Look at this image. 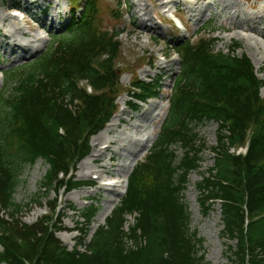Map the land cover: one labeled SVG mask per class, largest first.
<instances>
[{"label":"trees","instance_id":"1","mask_svg":"<svg viewBox=\"0 0 264 264\" xmlns=\"http://www.w3.org/2000/svg\"><path fill=\"white\" fill-rule=\"evenodd\" d=\"M100 8L101 0H86L84 13L66 36H55L35 60L7 74L14 92L0 99V208L20 210L13 201L17 172L21 164L39 158L47 164L44 188L78 184L58 179L57 172L88 152L89 136L115 110L120 78L115 68L118 31L102 25ZM110 13L121 16L117 9ZM206 34L178 45L179 76L168 97L167 117L130 173L125 194L85 250L66 249L42 221L14 220L10 226L0 216V264H208L198 254L201 240L189 232L182 201L188 175L208 149L190 123L207 120L218 123L220 135L209 148L213 166L198 185L203 212L209 203H220L222 233L237 242L229 264H264V78L245 53H236L239 43L214 50L216 41ZM82 81L92 86L91 93L79 86ZM132 85L138 101L158 93L157 80ZM248 132L246 156L231 153L228 146L243 143ZM174 143L182 144L179 158ZM84 210L90 222L95 208ZM133 213L127 233L125 217ZM143 237L144 245L139 242Z\"/></svg>","mask_w":264,"mask_h":264},{"label":"rangeland","instance_id":"2","mask_svg":"<svg viewBox=\"0 0 264 264\" xmlns=\"http://www.w3.org/2000/svg\"><path fill=\"white\" fill-rule=\"evenodd\" d=\"M135 1L136 4L143 3L145 0H101L100 18L102 25L108 30L122 31L119 36L120 54L116 58L115 63L118 64L120 71L122 72L120 77L119 95L116 98L117 110L111 119H121V122L117 124L116 129H113L108 133L110 139L117 140L112 144L111 153L105 152L103 159L98 162H91L94 157V150L97 146L92 145L93 140L99 133H104L106 124L102 130L95 133L90 137V151L88 155L78 161L75 165V169L72 177L75 180H92L91 175H100L103 179L109 178L108 175L100 168V163H105V168L108 169V157L113 154L115 162L123 163V173H117L118 166H115L117 170L115 175L111 178L128 177L131 169L128 172L127 166L132 160V157L127 155L126 147H131L129 139L127 138L129 127L128 123H139L142 113L145 109H150L152 115H156L157 112L163 110L162 115H158L152 122H146V127L149 129L159 123L158 128L154 131L155 136L159 132V127L167 114V98L170 93L171 87L174 85V81L179 72V59L177 55L173 53L174 47L181 40L186 38L195 39L201 35L209 36L216 39L214 49L227 50V47L234 43H240L241 48L237 49L236 53L242 52L249 56L253 62L258 77H264V0H232L235 3L231 4L230 0H186L191 2L190 5L198 8V14L195 18H190L189 13L184 9L185 5L179 2H173L170 4L171 8L176 7L180 11L181 18L186 22L187 31L175 30L171 24L160 21L162 17L157 12L156 8L152 9L154 21L157 22L159 27L162 28L163 33L156 31H147L150 27H146V32L141 29L138 22L130 23L132 19V9L130 4ZM165 1V0H164ZM12 2L14 5L12 6ZM23 0H0V27L12 30L17 27L15 20L8 18V14L12 13V9L18 8L23 11V7H19ZM28 5L32 6L34 10L38 5L45 8L44 11L38 9L36 11L35 19L31 18V14H27L32 19L30 22L34 28H27L28 24L21 22L20 25L24 26L25 32H14L13 36L9 39L1 38L0 35V99L3 95H10L14 92L12 86L7 85V74L13 69H19L20 67L30 63L37 58L41 53L46 51L55 36H66L68 34L67 25L72 17L71 10L78 9L79 6L84 4V0H26ZM147 3H152L151 0H147ZM119 4L122 9V17L113 18L110 14V9H114ZM227 5L228 7H224ZM201 8V9H200ZM37 9V8H36ZM156 9V10H155ZM236 12V15L233 13ZM2 16H6V19L2 21ZM242 18V19H241ZM39 19L46 20V24L43 27L39 23ZM238 20H243V23L255 22V24L261 29L263 33L259 34L257 31H252L247 28L236 27L234 25ZM53 22V23H52ZM150 25V22H145ZM41 25L42 27H40ZM134 29V33H129L127 29ZM151 30V29H150ZM162 32V31H161ZM40 36L42 41L36 40V37ZM156 39V40H155ZM25 44V48L18 47V44ZM142 43L147 45V48H142ZM27 49V50H26ZM153 49L156 58H152L151 62L161 63L164 61L161 54H165L167 59L171 61V68L167 71H161L159 69L150 68L146 63L148 60L149 52ZM150 50V51H149ZM24 53V54H23ZM163 63V62H162ZM141 78L143 80L160 79L159 93L156 97L149 99L146 102H142L137 110L128 109L124 103L129 99L125 93L130 87V83L133 79ZM85 82H83L84 87ZM261 97L264 98V86L260 89ZM153 103L154 107H149ZM163 106V108L158 107ZM109 120V122L111 121ZM198 136L203 139L207 147L218 144V136L220 131L218 125L214 121H203L190 123ZM136 139L138 136L137 129H134ZM223 133V132H222ZM153 140V141H154ZM106 141L101 140L99 143ZM134 141V140H133ZM152 141V143H153ZM151 143V145H152ZM200 142H198L199 145ZM102 143L100 146L106 145ZM227 144V143H226ZM225 144V145H226ZM150 145V147H151ZM149 147V148H150ZM149 148L140 159L136 160L134 165L141 161ZM177 157L183 155V147L181 143H174L171 145ZM116 150V152H115ZM138 150V148H137ZM231 152L233 149L230 150ZM200 167L197 171L191 172L188 175L187 186L182 194V201L187 206V210L190 214L189 219V232L195 233V237L201 240L198 248V254L203 255L204 261L208 264H229L231 257V248L236 247V240H229L227 236L222 233L223 225L220 214L219 202H212L205 213L202 211L201 200L204 198V194L200 191L199 183L202 177L206 175L209 168L213 165V153L207 149L200 154ZM83 162H88L90 170L84 176L80 174V165ZM133 165V166H134ZM47 170V164L42 159H38L34 164H21L17 172V181L13 193V201L20 205L18 212H12L11 208H0V216L8 221L12 226L16 220L17 222H26L31 224L38 220L41 216L47 213V208L50 206V202L55 197L58 189L52 186L51 189L43 187L42 180ZM126 172V173H125ZM102 179V180H103ZM101 180V179H99ZM98 181H94V185H97ZM95 186H81L72 190L60 189L58 192L62 194L61 206L62 216L59 218V224L68 232L59 236L63 245L68 248L74 243V240H78L80 235H83L85 230L88 233L83 236L81 242L87 243L92 236L95 229L104 223L105 217L109 215L115 204L118 203L113 200L116 197V193H111L108 190L98 189ZM123 189V186L118 189ZM123 191V190H122ZM92 198V199H90ZM93 204L97 208L95 217L90 225H86L84 219L81 217L82 209L85 205ZM71 206L73 209H70ZM111 206V207H110ZM110 207V208H109ZM106 211L105 215L101 218L100 215ZM206 218L209 221L206 222ZM132 219L130 218V223ZM77 229V230H73ZM71 235V236H69ZM84 246L80 247L83 249ZM1 249V247H0Z\"/></svg>","mask_w":264,"mask_h":264},{"label":"bare ground","instance_id":"3","mask_svg":"<svg viewBox=\"0 0 264 264\" xmlns=\"http://www.w3.org/2000/svg\"><path fill=\"white\" fill-rule=\"evenodd\" d=\"M25 2L22 3V5H19V7H23V12L26 14H31V18L35 19L36 17V11L38 9H40V11H44L45 8L43 7H39L40 5H38L34 10L32 9V6L28 5V3H26V0H23ZM152 3H147V0L143 1V3H138L136 4L135 1H133L130 6L132 9V19L130 23H134V22H138L139 26L141 29H144V31L146 32V27H150L147 31H156V32H160L163 33V30L161 27H159L156 22L154 21L153 17L154 15L151 13L153 8L157 9V12L162 11L163 14L167 11L165 10L167 7V4H169V7L171 3L173 2H179L180 4L185 5V10L189 13V16H192L190 18H195L197 17L198 12V8L197 7H193L190 5V3L192 2H188L186 0H151ZM231 4L235 3L234 1L230 0ZM14 5V3L12 2V6ZM224 7H228L227 5H224ZM155 9V10H156ZM201 9V8H200ZM174 15V13H173ZM233 15H236V12L233 13ZM176 17V15H175ZM2 21H4L6 19V16H2ZM8 18H10L11 20H15L17 25L16 28L9 30L4 28L3 26L0 27V35L1 38L4 39H9L13 36L14 32L17 31H21L24 34H27V32H25L24 30V26L20 25L21 22H24L25 24H28L27 28H34L31 26L30 22L32 21L31 18H29L28 16H24L23 19H20V17L13 15V14H8ZM178 18V17H177ZM242 19V18H241ZM39 23L44 27L46 24V20L44 19H39L38 20ZM150 22V25H147L145 22ZM53 23V22H52ZM41 25H39L40 27H42ZM234 25L236 27H241V28H247L250 29L252 31H257L259 34L263 33V28H259L255 22H247V23H243V20H238L237 22L234 23ZM151 29V30H150ZM127 31L129 33H134V29L129 28L127 29ZM162 31V32H161ZM36 40L42 41V38L40 36L36 37ZM142 48L146 49L147 45L145 43H142ZM18 47L20 48H25V44L21 45L18 44ZM27 50V49H26ZM24 54V53H23ZM149 55L151 58L155 57V54L153 51L149 52ZM171 66V61H169L168 59H166V61L164 63H150V67L154 68L156 67L157 69L161 70V71H167L170 70ZM155 105L153 103H151L149 105V107H154ZM158 107L163 108V106L158 105ZM139 107H137L138 109ZM152 112L150 109H145L142 113H140L139 117H141V120L139 123L133 124V123H128V127H129V132H128V136L127 138L129 139V142L131 147L129 148H125L127 151V155L132 157V160L130 161V163L127 166V170L126 172H128L130 170L131 167H133L134 163L136 160L140 159L141 157H143V155L145 154V152L147 151V149L150 147L152 141L154 140V136L155 133L154 131L158 128L159 124H160V120L159 123H157L156 125L152 126L150 129L148 127H146V122H152L156 116L158 115H162L163 114V110L161 109L160 112H157L156 115H152ZM121 122V119H117V121H115V118L111 119V121L106 125L107 127L104 129V133H99L96 138L94 139V145L97 146V148H95L94 150V157L91 159V162H96L97 160H102L103 156L105 154V152H109L111 153V147L112 144L114 142H116L117 140H113L110 139L108 136V133L110 131H112L113 129H116L117 124ZM134 129H137L138 131V136L136 139V136L134 134L131 133V131L134 132ZM106 140L102 143H107L106 147H103V149L101 147H99L100 144L99 143L101 140ZM134 140V141H133ZM138 148V150H137ZM116 152V150H115ZM108 163H109V167L108 169L105 168V163H100L99 166L100 168H102V170L105 172L106 175L108 176H113L115 175V171L117 170V168L115 166H118V171L117 173H123L122 170H124V166L123 163L121 162H115V158L113 156V154H110V156L108 157ZM90 170V165L88 162H83L80 165V174L81 175H85L89 172ZM125 172V173H126ZM99 179H103L101 176ZM116 183H102L100 182V180H98V183L96 185L97 190L98 189H104V190H108L111 193H116V197L113 200L114 202H116L118 200V198L120 197V193L122 191H118L116 187ZM111 207V206H110ZM109 207V208H110ZM106 211H104L103 213H101L100 217L102 218L105 215ZM209 221V218H206V222ZM71 236V235H69Z\"/></svg>","mask_w":264,"mask_h":264}]
</instances>
